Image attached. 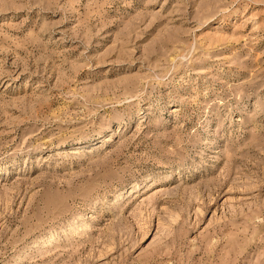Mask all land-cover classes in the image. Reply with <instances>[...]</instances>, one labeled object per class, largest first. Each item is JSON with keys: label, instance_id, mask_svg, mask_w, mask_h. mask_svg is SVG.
I'll use <instances>...</instances> for the list:
<instances>
[{"label": "rangeland", "instance_id": "374dc122", "mask_svg": "<svg viewBox=\"0 0 264 264\" xmlns=\"http://www.w3.org/2000/svg\"><path fill=\"white\" fill-rule=\"evenodd\" d=\"M0 264H264V0H0Z\"/></svg>", "mask_w": 264, "mask_h": 264}]
</instances>
